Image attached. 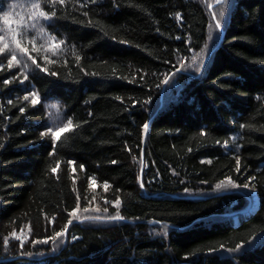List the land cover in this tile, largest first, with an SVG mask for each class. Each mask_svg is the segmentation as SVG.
Wrapping results in <instances>:
<instances>
[{
	"label": "trees",
	"instance_id": "trees-1",
	"mask_svg": "<svg viewBox=\"0 0 264 264\" xmlns=\"http://www.w3.org/2000/svg\"><path fill=\"white\" fill-rule=\"evenodd\" d=\"M33 2L59 48L20 21L34 104L0 56V264H264V0L216 27L196 0Z\"/></svg>",
	"mask_w": 264,
	"mask_h": 264
},
{
	"label": "rangeland",
	"instance_id": "rangeland-1",
	"mask_svg": "<svg viewBox=\"0 0 264 264\" xmlns=\"http://www.w3.org/2000/svg\"><path fill=\"white\" fill-rule=\"evenodd\" d=\"M203 5H205L207 12L209 14L210 20H212V24L215 26H222V22L225 20V17L218 22L217 14L221 15L220 9H217L216 4L222 1L223 5L231 6L233 0H196ZM24 12V13H23ZM25 12L29 15L31 20L26 21L24 18ZM215 18V22L212 18ZM217 18V19H216ZM22 20L25 23V27L29 28L34 23L33 31L38 32V41L39 35L41 36V40L39 41V49L42 51L46 50L47 52H51L52 48H54V52L59 48L58 43H53L50 40L46 32L43 30H39L41 28L38 26L39 23L44 24L46 22L47 17L41 15V12L34 5L33 0H8L7 7L2 10L0 15V51L1 59L4 63H6L9 67H12L13 70H16L21 76L19 83L22 85L21 88L28 96L30 101L34 104L39 100V96L35 94L32 90L28 89L25 86L26 76L30 73L35 63L33 59L28 55V53L20 46L18 40L19 26L21 27L20 21ZM39 27V28H38ZM216 27V26H215ZM7 45V47H5ZM56 53V52H55ZM202 53H200L201 56ZM15 57V59H13ZM195 53H192L188 59V66H193L198 57ZM196 58V59H195ZM173 88H176V82L171 84ZM44 107H46V122L44 123L46 126L47 132L49 129L52 131L50 133H59L67 124L66 119L63 115V110L59 108V106L55 102H44ZM220 187L216 188L218 190L221 189H238L235 184H232L230 181L225 180L223 183H219ZM249 191V188H246ZM243 188V190H246ZM242 190V188H241ZM250 195L255 198L254 192H250ZM108 207H113L114 204L105 200L100 193H96L95 196L90 200V206L92 213L96 216L103 209ZM93 215V216H94ZM29 238V228L28 226H24L22 229H19L11 234V238L9 241H16L18 244H22L27 242Z\"/></svg>",
	"mask_w": 264,
	"mask_h": 264
},
{
	"label": "snow or ice",
	"instance_id": "snow-or-ice-1",
	"mask_svg": "<svg viewBox=\"0 0 264 264\" xmlns=\"http://www.w3.org/2000/svg\"><path fill=\"white\" fill-rule=\"evenodd\" d=\"M41 15H43V13H41ZM5 47H7V45H5ZM0 51H3V49H0ZM13 59H15V57H13ZM69 125H71V121H69ZM145 128H147V125H145ZM52 130L51 129H49V132H51ZM53 135L55 136L56 135V133H53ZM58 138V137H57ZM223 183V182H222ZM217 187H220V185H217ZM60 235H62V233H57V236H60ZM237 247H239V245L237 246Z\"/></svg>",
	"mask_w": 264,
	"mask_h": 264
},
{
	"label": "water",
	"instance_id": "water-1",
	"mask_svg": "<svg viewBox=\"0 0 264 264\" xmlns=\"http://www.w3.org/2000/svg\"><path fill=\"white\" fill-rule=\"evenodd\" d=\"M221 33H222V32H221ZM209 55H210V52H209V54L205 57V60H204V61H206V60L208 59ZM165 82H166V81H165ZM165 82H164V84H163V87H164V85H165ZM163 87H162V88H163ZM248 207H249V205L246 206L245 210H247Z\"/></svg>",
	"mask_w": 264,
	"mask_h": 264
}]
</instances>
